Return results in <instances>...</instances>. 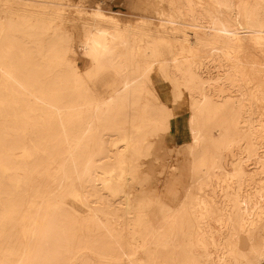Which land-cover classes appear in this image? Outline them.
Segmentation results:
<instances>
[{
  "label": "bare ground",
  "instance_id": "1",
  "mask_svg": "<svg viewBox=\"0 0 264 264\" xmlns=\"http://www.w3.org/2000/svg\"><path fill=\"white\" fill-rule=\"evenodd\" d=\"M209 1L79 27L69 0H0V264H264V72L239 56L264 50V0ZM159 82L190 109L176 205L143 166L175 115Z\"/></svg>",
  "mask_w": 264,
  "mask_h": 264
},
{
  "label": "rangeland",
  "instance_id": "2",
  "mask_svg": "<svg viewBox=\"0 0 264 264\" xmlns=\"http://www.w3.org/2000/svg\"><path fill=\"white\" fill-rule=\"evenodd\" d=\"M105 1L106 0H69L70 5L66 6V15L69 18L74 19L75 23L80 27V25L83 24V22H85L86 19L92 18V13L94 11V8L98 6H102L107 10V12L118 16L119 19L124 18V20H121L123 23L125 22V23L136 24L140 19L144 18L143 20L148 21L150 25H156L157 23H159V14L155 13V9L161 8L162 10H168L170 7L168 0H140L143 2H140L139 0H137V2L136 0H113L110 3L108 2L106 3ZM237 1L239 3L241 2L247 3L248 0H237ZM139 3H141V6H143L144 8H141V6L138 5ZM204 3L208 5L211 4L209 0H204ZM80 5L83 10L81 14L77 13V8H78L77 6ZM131 6H133L134 8L136 6V9H134ZM148 6L149 7L151 6V12H149L150 8ZM145 7L147 8V10L145 9ZM139 9L141 10L143 9L142 10L143 12L142 11L140 12ZM116 12H120V13L116 14ZM147 12L149 13L147 14ZM78 33H81L80 28L76 29V34ZM182 33L184 32H180V35H183ZM73 48L75 50L77 64L82 70H85L86 62L82 57L81 50L79 49L78 44L76 42L74 43ZM177 51H178V47H177ZM239 56H241L242 58L241 59L242 63H245V65H247L246 67H248V65H250L253 62L256 63V66L258 67L259 71L261 70L262 72H264V50L262 47L255 44L252 40L247 41L245 49L239 53ZM157 75L158 73L156 72L155 77H157ZM159 84L161 86V93L164 100H166L167 102H169V104H171V106H173L175 115L172 119L171 129L168 132L161 134L164 135L163 146L165 147V149L161 148L162 145L159 146L160 138L159 139L154 138L153 152L150 156H147L143 159V166L145 170L148 172L147 177H149L148 180L150 181L149 182L150 191L156 189L157 192L164 199L169 200L170 203L176 205L180 202V199L183 195V190H181L178 193V195L174 197L175 196L174 193L168 192L165 182V176L166 174H168V172H170V170H172L174 165L177 166V164L179 165L180 163L184 162L185 153L183 149V144H185L190 140V134L186 124L187 119L190 115V109L188 105V100L186 98L184 99V101L181 100L178 103H174L172 101V92L169 82H164V83L159 82ZM110 148L112 149L113 146H111ZM155 148H156V153L159 155L158 159L154 155ZM115 151L116 148L112 149V153H114ZM109 162L110 161L108 159L107 161L104 162V164L105 165L110 164ZM110 197L111 196L105 195L106 199H109ZM88 205L92 206L95 205V203L88 201ZM80 207H81L80 204L74 205L69 198L68 203L65 205V208H66V213L68 214L69 217L72 218L71 219L72 221L75 220L76 215L86 214V211L85 210L81 211ZM176 213L177 212L174 210L170 213V215H174ZM154 217H155L154 222H157V224L160 225L162 224L164 227H167L169 229L170 226L173 225L174 223L179 224L177 221L174 222L166 221L164 219L165 215L161 216L159 214H156V216ZM81 233L87 234L88 231L86 229H82ZM177 234H178L177 237L180 238L181 236L179 230H177ZM88 239L90 238L88 237ZM36 246L37 245H35V247ZM42 248L49 250L51 248L53 249L54 247L50 246L49 244H46L42 246ZM58 263L64 264L63 261H59Z\"/></svg>",
  "mask_w": 264,
  "mask_h": 264
},
{
  "label": "crops",
  "instance_id": "3",
  "mask_svg": "<svg viewBox=\"0 0 264 264\" xmlns=\"http://www.w3.org/2000/svg\"><path fill=\"white\" fill-rule=\"evenodd\" d=\"M108 3L112 2L113 0H106Z\"/></svg>",
  "mask_w": 264,
  "mask_h": 264
}]
</instances>
